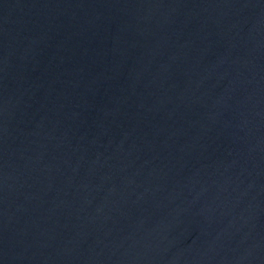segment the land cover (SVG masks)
Here are the masks:
<instances>
[{
    "label": "water",
    "instance_id": "1",
    "mask_svg": "<svg viewBox=\"0 0 264 264\" xmlns=\"http://www.w3.org/2000/svg\"><path fill=\"white\" fill-rule=\"evenodd\" d=\"M0 264H264V0H0Z\"/></svg>",
    "mask_w": 264,
    "mask_h": 264
}]
</instances>
